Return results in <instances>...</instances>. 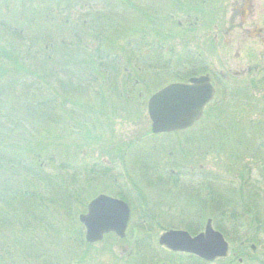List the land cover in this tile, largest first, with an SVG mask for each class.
Here are the masks:
<instances>
[{
	"label": "rangeland",
	"instance_id": "1",
	"mask_svg": "<svg viewBox=\"0 0 264 264\" xmlns=\"http://www.w3.org/2000/svg\"><path fill=\"white\" fill-rule=\"evenodd\" d=\"M75 1L81 2V0ZM82 1L85 4L80 3L79 6L75 5L74 0H72L74 5L68 4L69 11L73 15L66 14L62 9L63 6L57 10L51 9L50 14L57 13L53 16L54 18L52 17L55 23L49 22L47 25L48 29H52L47 30L43 9L45 3L51 0L47 2L45 0H0V65H6L9 68V73L4 76L9 82L5 83V80L0 77V143L6 146L26 147L36 146L39 140H47L54 151L51 155L53 162H48L49 166H46L48 171L55 170L58 173L62 162L65 160L70 162L76 170L73 177L75 181L69 178L71 173L69 177L67 176L70 182H73L72 191H76L71 200L75 198L84 200L82 196H88L82 208L73 201L76 206L75 219L78 228H83L78 216L85 213L86 204L91 198L100 193L114 195L116 192H124V186L127 183L122 176L125 174L123 167L133 180L144 184V181H140L143 178L150 182L144 189L147 190L146 193L152 201L156 205L159 204L156 207L151 206V212L155 215L156 221L164 229L156 234L153 242L155 246H158L157 238L162 232L168 229L183 230L180 224L183 221L182 217L186 214L185 211L192 209L191 206L194 204L188 196L191 188H203L202 194H206L205 186L209 185L214 192L227 195L228 198L234 197L236 201L240 184L245 187V191L252 192L256 187L260 194L261 192L263 194L264 166H259L261 161L264 164V123H261L259 119L264 122V45L259 40L252 42L247 40L242 44L237 43L235 48L232 46V32L228 34H223L222 31L216 32L215 26L221 30L222 27L226 28L230 25V0H222L221 6L212 3L215 0H211L212 2L209 0ZM31 9L38 13L33 16L35 19L30 17ZM86 10L114 12L111 23L115 22L119 28L125 26L124 29L133 27L130 31L132 36L128 38L124 36L113 40L116 36L115 30L110 31L111 33L107 31L108 38L112 39L105 42L103 48L110 50L120 48L130 53L131 63L123 64L122 67H127L132 79H139V82L135 79L138 82L135 86L130 84L126 87L129 98H125L123 94L120 98L118 95L124 91L117 90L118 92L114 93L109 90L114 76L104 78L103 82L100 79V82L95 84L94 81L88 83L87 78H84L83 83L78 87L79 94L75 95L78 96L75 99L79 102H68L62 105L61 101L66 98L63 94L68 95L65 93L67 91L65 85L62 87L61 83L66 74L61 73L55 78L57 79L55 89L59 95H54L50 89L44 88L46 86L45 80H42L44 74H41L42 70L39 73L35 57L51 58L55 55L60 58L57 54L60 48L65 50L72 46L68 45V42L73 45L76 43L73 32L78 27L76 24L80 23L77 22L78 17L82 16ZM39 33V38L46 33L49 34L50 39L54 36L57 40L54 43L40 40L39 44H42V48L39 47L37 54L35 48L38 46H34L35 42L31 38ZM61 41L69 47H63ZM80 44L82 48L75 51L72 48L70 52L85 53L86 51L94 61L97 53L102 51L98 43L89 37L80 41ZM23 49L25 50L23 56L26 58L23 65L34 74L24 72L11 58V55L13 57V54ZM189 51L201 53L203 58L211 64L210 69L225 74L229 83L234 81L242 85L247 84L250 88L240 92H235V89L229 87L222 90L228 85L227 82L222 81V83L225 82L223 87L218 88L215 98L206 107L209 112L214 110L213 116H206L208 114L205 113L204 117L190 129L153 134L147 111L148 99L161 87L172 82L186 81L197 74L194 65L197 62L191 60ZM145 52L149 54V57L143 58L142 61L139 54ZM7 55L9 57L6 59ZM136 64L142 66L141 72H136L138 70ZM94 65L97 66L98 63ZM250 68L252 69L248 71ZM242 71L245 73L242 74ZM235 72L237 74L233 75ZM125 73L124 70L118 73V82H122L121 76ZM211 75L218 77L216 73ZM79 76L83 77L84 74L81 72ZM12 78L16 82L15 89L9 87ZM66 80L76 83L73 77ZM98 89L104 92V101H107L102 106L98 105L100 98L95 93ZM33 96H35L33 99L35 102L46 101L41 104L39 110H34L24 102L27 99L30 101ZM49 97L53 98L52 103L46 99ZM90 104L92 107H89ZM99 107L102 111L98 109ZM244 117L256 124L250 125L251 134L249 132L241 134L243 137L240 138L237 130L246 123ZM231 123L234 124V128L226 132L224 129ZM234 136L240 140L237 141ZM63 146H76V159L72 156L68 158L69 150L62 148ZM151 150L154 151L152 155L155 156L156 168L151 170L150 167L146 169L136 165L141 159L147 162V159L151 157ZM121 156L124 159V165L120 162ZM41 158L43 160L46 157L43 154ZM254 158L260 164H254ZM91 166L96 169L95 171L103 168H108L110 171L108 174L95 175L89 172ZM155 172L165 179L169 175L170 178L164 184ZM89 173L95 177L88 186L90 192L94 189L92 195H88L87 186L83 184L86 177L90 176ZM174 180H177V185H174ZM171 188L172 190L177 188L178 193L173 192L175 194L169 195L172 193H169ZM163 190L169 194L164 193ZM238 218L245 224L249 221L246 217ZM139 219L137 214L132 215L126 238L106 236L102 241L91 246H85L80 241L81 247H79L77 240L73 237L74 234H63L67 228L62 229L61 234H58L60 229L48 230L46 234L43 231L37 239H40L42 244L39 246V252L29 250L25 245V258L23 256L22 258L26 261L22 262L15 254L11 260H14L15 264H143V261L139 263L134 259V249L130 251L133 235L134 237L137 235L131 227L137 222L140 223ZM68 222L64 219L62 224L59 223L58 228ZM31 225H33L31 226L33 235L24 234L26 244L28 239L36 236L34 231H37V226L35 222ZM153 233L150 232V234ZM247 234V231L240 230L237 233L232 232L230 238L235 240L226 238L230 249L235 252L234 256H230L235 258L233 264H260L259 259L264 260V228L257 233L252 230L249 232L248 237L253 236L256 240L253 243V251L250 248L251 243L246 242ZM6 243H10L9 239H5L4 235L0 234V248H4L3 245ZM240 243L246 245L249 256L255 257L257 261L251 262L244 258L239 262L240 257L236 250ZM41 247L48 250V253L40 254L44 256L41 257L42 259L37 258L40 256L38 254L43 252L40 250ZM46 256L51 259L49 263L43 261ZM6 262L9 264V260ZM223 262L215 260L208 264H226ZM183 264L192 263L184 260Z\"/></svg>",
	"mask_w": 264,
	"mask_h": 264
},
{
	"label": "trees",
	"instance_id": "2",
	"mask_svg": "<svg viewBox=\"0 0 264 264\" xmlns=\"http://www.w3.org/2000/svg\"><path fill=\"white\" fill-rule=\"evenodd\" d=\"M45 1L47 2L48 0ZM63 1L64 4H62ZM70 3L71 5H74L72 4V0H51V2L45 3L43 11L46 15L45 25L47 30L52 29H48L47 25L49 22L55 23V19H52V17L57 13L55 12L50 14L52 12L51 9L57 10L63 6L62 9L65 10L66 14L73 15L69 11L70 7H68V4ZM74 3L76 6H79L80 3L82 5L85 4V2H83L82 0L81 2H77L74 0ZM31 10L33 15L30 12V17L31 19H35L33 18V16L38 13L36 12V10ZM114 15V12L111 11L102 13L86 10L82 14V16L78 17L77 22L80 23L76 24L78 27H76L75 31L73 32V39H75L76 43L73 45L68 42V45H72L69 47L67 44H64L61 41V45L63 47L68 46L69 48H65V50L60 48V50L57 52L60 58H57L55 55L51 58L44 56L35 57V59L37 60V68L39 73H41L40 70H42L41 74H44V79L41 77L42 80H45L46 83V86L44 88L50 89L54 95H59L57 94V89H55L57 82H55V80H57L55 78L57 76H60L61 73L66 74L61 83L63 85L62 87H64L65 85V89L67 90L65 93L68 95L63 94V96H65L66 98L61 101L62 105L68 102H79L75 99L78 98V96L76 97L75 95L79 94L78 87L83 83L82 80L84 78H87L88 83L94 81L95 84L100 82V79L103 82L105 81L104 78L110 75L114 76V79L112 80L113 83L111 84V88L109 90L110 92L114 93H117V90L124 91L121 92L120 95H118V97L120 98L121 94H123L125 98H129L126 94V87H128L130 84L135 86V84L139 82V79L135 78L136 80H138V82H136L135 79H132V75L127 67H122L123 64L129 65V63H131L132 60L129 59L130 53L128 54L120 48H117L119 51L117 49L110 50L109 48H103L104 43L112 39L108 38L109 33H111L110 31L115 30L114 33L116 36L113 40L124 36H126V38H128V36H132L130 31H132L131 28L133 27L124 29L125 26L119 28V25L115 22V24L111 23L113 20L112 17H114ZM65 18L68 19V17ZM52 26H54V24ZM107 31L109 32L108 34ZM40 33L34 36V38H31L35 42L34 46H38L37 48H35V52L37 54L39 53V47L42 48V44H39L41 43L40 40L50 41L51 43H54V41L57 40L53 35V37H51L50 39L49 34L46 33L41 36L42 38H39ZM104 34L107 35L105 36ZM88 37L93 41L95 40V42L98 43L102 50L101 52L97 53V57L94 61H92L86 51L85 53H76L72 51L70 52V49L72 50V48H74L73 51L82 48L80 41ZM94 50L97 51L99 49ZM24 52V49L20 52L17 51V54H13V57L11 55V58L12 60L14 59L13 62L16 61V66L18 64L20 66L19 68H21L24 72L34 74V72H30V69H27V67L23 65L26 61V58H24L23 56ZM139 55L142 61L143 58L146 59L147 57H149V54H147V52L140 53ZM8 57L9 55L6 56V59ZM110 57H112V59ZM96 63H98L97 66L94 65ZM63 64L67 65L64 66ZM29 67H31V65ZM137 67L138 70H136V72H141L140 68L142 66L137 65ZM122 70L126 71V73L125 75L122 74L121 76L122 82H118V73L122 72ZM81 72L84 74L83 77L79 76V73ZM7 73H9V68L6 65H0L1 79L5 80L6 77L4 78V76H6ZM70 77L75 78L76 83H71L72 79L66 80ZM49 79H51V82H49ZM11 80L12 83L9 85V87L15 89L16 82L15 80H13V78ZM7 81L9 82V80ZM7 81L5 80V83H7ZM64 82H67V84H64ZM49 86L51 88H49ZM106 92H108V90ZM95 93H97L98 97L100 98V100H98V102H100L98 103L99 106H102L103 103L107 102L104 101L103 91L98 89ZM34 97L35 96H33L30 101L29 99H27L24 102L34 108V110H39L41 104L46 101L44 100L35 102L33 100ZM46 99H49V103H52V97ZM89 107H92V104H90ZM98 109L102 111L101 107H99ZM213 111L214 110H210V112L207 111L206 114L208 115L206 116H213ZM243 119L246 120V123L244 124V126L240 127L239 130H237V132H239L240 138L243 137L241 136V134H247L248 132L251 134L249 130V127H251L250 125L256 124L251 119H246V117H244ZM259 121L261 123H264L262 119H259ZM232 122H235V120H232ZM233 128L234 124L231 123V125L226 127L224 130L227 132L229 131V129L232 130ZM216 130L218 131V129ZM240 138L235 139L238 141L240 140ZM232 141H234L233 138ZM37 144L36 146L30 145L24 147L6 146L0 143V234L4 235V238L9 239L10 241V243H6L5 245H3L4 248H0V264H8L6 262L8 260L9 264H15L14 260H11L14 254L15 256H19L22 262H25L26 260L24 261L22 258V256L25 258V245L27 249L39 252V246L42 244H40V239H37L38 235H41L43 231L44 234H46L48 230L58 231V229H60L58 234H61L62 232L60 233V231L67 228L65 229L67 231H63V234H74L73 237H75V239L77 240L78 243L76 241L75 242L79 247H81L79 243L80 241L81 243L85 244L83 240V228L79 229L76 225V206L74 205L73 201L77 202V206L82 208L85 206L88 196H82L83 198H85L84 200H77L76 198L73 199V201L71 200V197L75 196L76 191H72L73 182L71 183L69 178L73 179L76 170L73 168V166L70 165L69 161L65 160L64 162H62V164L59 165L60 167L58 173H56L55 170L48 171L46 167L49 166L48 162H53V158L51 155H53L54 151L52 150V148H50L51 143L47 140H39ZM76 146L62 147L69 150V152L67 153L68 158H71L72 156L73 159H76ZM150 153L151 157L147 159L148 163L145 160L141 159L136 165H139L140 168L148 169L150 167L151 170L155 169V156L152 155L154 151L151 150ZM43 154L46 158H43L42 160L41 157L43 156ZM120 162L122 163V165H124V159L122 156L120 158ZM253 162L254 164L259 163L257 162L256 158L253 159ZM260 163L259 167L264 166L263 161H261ZM123 168L125 174H123L122 176L127 184H125L124 186V192H116V194L114 193V196L119 197L128 203L131 209L130 223L132 215L134 216L137 214V216H139L140 218V223L137 222L135 225H133V227H131L134 229V233L137 234L135 237L133 235L132 240H134L133 249L136 250L135 255L137 256L138 260L140 262L143 261L146 264H183L184 260H188L189 263L192 264H208L194 256L169 252L165 249H160L158 246H155L153 244L156 234L159 231L164 230L163 228H161V224L156 221L154 217L155 215H153V213L151 212V206L156 207L159 204L156 205L154 201H152L150 196L146 193L147 190L144 189V187L146 188L149 186L147 185V183L150 182H148L147 179L143 178H141L140 181H144V184L133 180L132 178H130V176H128L125 167ZM95 170L96 169L91 166L89 172L95 175H101L106 173L108 174V172L110 171L108 170V168L98 169L97 171ZM69 173H71V177H69ZM91 173H89L90 176L86 177V181L84 180L83 182V184H86L87 186L88 195H92V193L94 192V189H92L90 192V188L88 187L95 178ZM155 173L159 176L164 184L168 181L167 179L170 178V175L165 179L161 174L157 172ZM67 176L69 178H67ZM173 183L174 185H177V180H174ZM239 186L240 189L237 192V201L234 197L228 198L227 195L214 192L212 189H210L211 187L209 185L205 186L207 190L206 194H202L204 193L203 188H191L192 190L188 196L189 200H192L194 204L193 206H191L192 209L185 211L186 214L184 215V217H182L183 221L180 224L182 225L183 229L188 231L190 234L195 235L203 229V226L208 218L212 219L214 227L222 232L226 238H230L232 232L237 233L240 230L247 231L248 234L246 236L248 237L251 230L254 233H257L258 231L263 229L264 193L262 194L261 192L260 194L259 190L256 187L252 192H250L249 190L245 191V187L242 184H240ZM76 189L79 190L78 188ZM176 189H169V193L172 192L171 194H169L165 190L163 191L164 193H168L172 196L173 194L178 193L176 192ZM161 198L163 197L161 196ZM149 199L151 200L149 201ZM226 208H229L230 210H226ZM240 216L249 219L248 223L245 224V222L240 221L238 218ZM64 219L68 220L69 224L67 223L65 225H61V228H58L59 223L62 224ZM32 222H35L37 226V231L33 230L34 233L36 232V234H34L36 236L28 239L26 244L24 240V234L26 233V235H33V228L31 229V226L33 227V225H31ZM68 227L71 228V231H69ZM150 232L154 233L150 234ZM247 241L250 243L256 242L253 236L246 238V242ZM246 248L247 247L245 244L240 243L236 250V252L238 253L237 255H239L242 260L245 258L246 260H250L251 262L257 261L255 257L252 258L249 256V252L246 250ZM40 250L43 252H40L38 255L42 253H48V250L44 247H41ZM41 257L43 258L44 256L40 255L37 258L42 259ZM234 260V257L221 259V261H224L226 264H233ZM43 261L49 263L51 259L47 258L46 256ZM258 263L264 264V260L259 259Z\"/></svg>",
	"mask_w": 264,
	"mask_h": 264
},
{
	"label": "water",
	"instance_id": "3",
	"mask_svg": "<svg viewBox=\"0 0 264 264\" xmlns=\"http://www.w3.org/2000/svg\"><path fill=\"white\" fill-rule=\"evenodd\" d=\"M214 90L207 76L191 78L188 83H173L155 92L147 102L153 133L184 130L197 121L204 106L212 99ZM129 220L125 202L100 194L87 205V212L79 215L85 227V240L100 241L107 233L123 237ZM158 244L174 252L195 255L213 261L228 255L229 246L222 233L207 220L204 230L191 236L184 230H167L158 237Z\"/></svg>",
	"mask_w": 264,
	"mask_h": 264
},
{
	"label": "flooded vegetation",
	"instance_id": "4",
	"mask_svg": "<svg viewBox=\"0 0 264 264\" xmlns=\"http://www.w3.org/2000/svg\"><path fill=\"white\" fill-rule=\"evenodd\" d=\"M209 2L212 1L209 0ZM221 2L222 0H215L212 3L221 6ZM229 8L231 14L229 27H222L221 30H218L217 26H215L216 32L222 31L223 34L232 32V46L235 48H237V43L240 42L242 44L247 40L251 42L259 40L264 45V0H230ZM197 54L200 57V53ZM210 67L211 64L206 65L207 69H210ZM251 69H248V71ZM210 72L213 73L212 71ZM244 73L245 71H242V74ZM217 74L228 85L231 83H229V79L222 72ZM236 74L237 72L233 73V75ZM210 76L212 77V75Z\"/></svg>",
	"mask_w": 264,
	"mask_h": 264
}]
</instances>
